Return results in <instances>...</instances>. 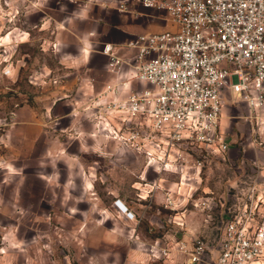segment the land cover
I'll return each instance as SVG.
<instances>
[{
	"label": "rangeland",
	"instance_id": "1",
	"mask_svg": "<svg viewBox=\"0 0 264 264\" xmlns=\"http://www.w3.org/2000/svg\"><path fill=\"white\" fill-rule=\"evenodd\" d=\"M70 1L0 0V264H151L157 237L214 244L250 188L264 201L253 111L224 95L229 149L200 168L165 165L163 144L132 142L130 121L98 101L104 82L57 50L55 13ZM207 196L210 208L194 206Z\"/></svg>",
	"mask_w": 264,
	"mask_h": 264
},
{
	"label": "built area",
	"instance_id": "2",
	"mask_svg": "<svg viewBox=\"0 0 264 264\" xmlns=\"http://www.w3.org/2000/svg\"><path fill=\"white\" fill-rule=\"evenodd\" d=\"M129 1L165 13L173 26L133 37L127 57L114 43L102 45L109 72L128 66L147 85L131 86L127 77L98 93L99 103L130 121L132 142L163 144L165 165L193 159L200 168L229 149L221 115L229 93L248 104L253 125L264 131V0H122L117 9L129 10ZM249 190L242 206L225 215L214 244L193 235L157 237L146 249L151 264H264V201L254 202L255 187ZM212 200L199 197L194 206L208 209Z\"/></svg>",
	"mask_w": 264,
	"mask_h": 264
},
{
	"label": "crops",
	"instance_id": "3",
	"mask_svg": "<svg viewBox=\"0 0 264 264\" xmlns=\"http://www.w3.org/2000/svg\"><path fill=\"white\" fill-rule=\"evenodd\" d=\"M52 1V0H50ZM94 1V0H93ZM82 0L64 2L66 10L61 8L55 13V44L57 50L66 52L73 62L88 69L89 76L100 82H118L131 78V86H141L132 78V71L124 66L120 72L111 73L107 69V59L101 54L103 43H114L119 54L127 57L133 51L125 44L138 34L156 32L172 28V24L163 12L144 10L128 2L129 10L121 11L116 5L122 0ZM59 9V6H57ZM44 22L43 25H46ZM42 30L44 29L41 28ZM60 52V53H61ZM100 60V64L98 63ZM123 202V201H122ZM127 206V204L125 203ZM129 210V207L127 206ZM121 216L124 212L116 209Z\"/></svg>",
	"mask_w": 264,
	"mask_h": 264
},
{
	"label": "bare ground",
	"instance_id": "4",
	"mask_svg": "<svg viewBox=\"0 0 264 264\" xmlns=\"http://www.w3.org/2000/svg\"><path fill=\"white\" fill-rule=\"evenodd\" d=\"M119 208H120V210H123V212H124L127 209V206L125 204H123V202L121 201Z\"/></svg>",
	"mask_w": 264,
	"mask_h": 264
}]
</instances>
